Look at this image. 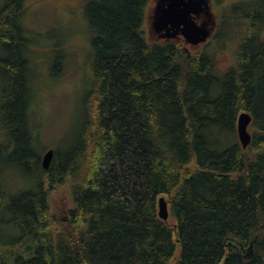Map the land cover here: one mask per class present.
<instances>
[{"label": "trees", "instance_id": "obj_1", "mask_svg": "<svg viewBox=\"0 0 264 264\" xmlns=\"http://www.w3.org/2000/svg\"><path fill=\"white\" fill-rule=\"evenodd\" d=\"M152 1L86 2L93 89L76 142L54 149L49 169L35 146L24 0L0 1V154L30 164L36 182L15 195L0 186V220L5 211L13 229L0 231V264H264V3L247 11L219 71L209 42L150 38ZM61 185L74 205L59 218L50 192Z\"/></svg>", "mask_w": 264, "mask_h": 264}, {"label": "rangeland", "instance_id": "obj_2", "mask_svg": "<svg viewBox=\"0 0 264 264\" xmlns=\"http://www.w3.org/2000/svg\"><path fill=\"white\" fill-rule=\"evenodd\" d=\"M0 1L3 4L6 2ZM87 1L24 0V11L19 17L29 36L34 38L29 48L32 51L33 69L38 73L35 77L37 96L32 106V118L38 124L35 143L38 147L36 149L34 146V149L38 150L40 163L48 149L54 148L64 156L76 142L85 98L93 89L88 78L92 49L84 15ZM262 2L264 0H213L218 28L206 48L214 54L216 70H224L234 61L235 41L245 27L243 18L247 11L257 8ZM146 29L151 32L150 38H163H156L150 19L146 21ZM229 33L233 34V41ZM0 168V186L8 193L15 195L36 186L30 177L33 172L30 164L28 170L25 167L27 171L21 170L11 153L0 154ZM50 204L59 218L65 217L66 211L74 205L67 185L50 192ZM8 218L9 215L2 211L0 231L3 230L5 236L10 238L13 229L5 225Z\"/></svg>", "mask_w": 264, "mask_h": 264}, {"label": "water", "instance_id": "obj_3", "mask_svg": "<svg viewBox=\"0 0 264 264\" xmlns=\"http://www.w3.org/2000/svg\"><path fill=\"white\" fill-rule=\"evenodd\" d=\"M155 7L154 27L164 32L163 37L173 38L181 33L187 41L193 45L205 42L209 36V29L203 24L195 21L194 15L205 10L207 0H162L158 1ZM252 122V116L249 112L243 111L239 114L237 120V133L244 148H247L252 140V133L249 126ZM55 150L48 149L42 157V166L49 169L53 161ZM159 217L166 221L169 219V205L165 196L158 200Z\"/></svg>", "mask_w": 264, "mask_h": 264}, {"label": "flooded vegetation", "instance_id": "obj_4", "mask_svg": "<svg viewBox=\"0 0 264 264\" xmlns=\"http://www.w3.org/2000/svg\"><path fill=\"white\" fill-rule=\"evenodd\" d=\"M159 0H153L152 1V7L150 8L149 11V19L151 21V25L153 27L152 32L159 35L160 37H163L164 32H160L158 31L154 25H153V21H154V13H155V7L158 5ZM163 2H165V0H162ZM207 6H205V10L200 12L199 14L194 15V19L196 22H198L199 24H203L204 26H206L209 31H210V36L209 38L205 41L202 42L198 45H193L191 43H189L187 41V39L185 38L184 35H182L181 33H178L177 36L173 37V38H167L168 40H176L178 42H182L183 44L190 46V48H195V47H199L202 46L205 43L211 42L213 37L216 35V30L218 28V24L216 21V17H215V13L213 11V0H207Z\"/></svg>", "mask_w": 264, "mask_h": 264}]
</instances>
